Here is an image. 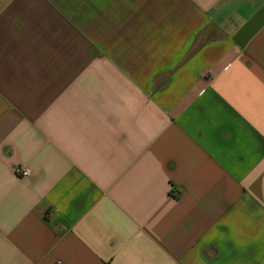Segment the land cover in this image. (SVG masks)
I'll return each mask as SVG.
<instances>
[{
  "label": "crops",
  "instance_id": "1",
  "mask_svg": "<svg viewBox=\"0 0 264 264\" xmlns=\"http://www.w3.org/2000/svg\"><path fill=\"white\" fill-rule=\"evenodd\" d=\"M0 264H264V0H0Z\"/></svg>",
  "mask_w": 264,
  "mask_h": 264
},
{
  "label": "built area",
  "instance_id": "2",
  "mask_svg": "<svg viewBox=\"0 0 264 264\" xmlns=\"http://www.w3.org/2000/svg\"><path fill=\"white\" fill-rule=\"evenodd\" d=\"M15 174H16L17 176H20V177L26 178V177L29 176L30 173H29L28 170H25V169H22V168H17V169L15 170Z\"/></svg>",
  "mask_w": 264,
  "mask_h": 264
}]
</instances>
